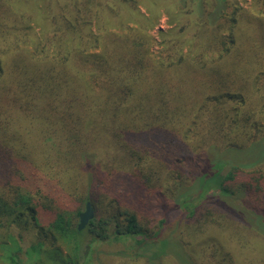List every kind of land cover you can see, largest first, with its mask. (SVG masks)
<instances>
[{
  "label": "trees",
  "instance_id": "trees-1",
  "mask_svg": "<svg viewBox=\"0 0 264 264\" xmlns=\"http://www.w3.org/2000/svg\"><path fill=\"white\" fill-rule=\"evenodd\" d=\"M42 1L39 34L0 14V263L85 264L86 231L151 239L162 264H183L171 243L185 264H229L224 250L264 264V9L178 0L179 24L154 41L126 23L146 30L127 16L139 0ZM195 192L183 230L156 238L140 214ZM86 201L96 214L79 230Z\"/></svg>",
  "mask_w": 264,
  "mask_h": 264
},
{
  "label": "rangeland",
  "instance_id": "rangeland-1",
  "mask_svg": "<svg viewBox=\"0 0 264 264\" xmlns=\"http://www.w3.org/2000/svg\"><path fill=\"white\" fill-rule=\"evenodd\" d=\"M235 2V7L238 6L240 9L245 10L249 15L251 16H259L261 14V11L264 9V0H232ZM34 7L32 8L30 5V0H0V14L3 16L4 10H6L8 13H10V16L16 17L17 20L20 23V16H23V20L26 22H29V26L32 28L33 32L39 34L41 32V28L39 24L35 21V17L37 13H41L42 6L44 1L42 0H34ZM180 3L178 0H139L137 4V15L134 13H131L130 16L136 21L144 22L145 18L148 21V26L146 30L140 29L136 26V24H132L131 21H127L126 23L129 24V26L134 27L135 29H139V32L142 33H149L153 38L154 41L158 40V31L160 29L162 30H168L169 28H172L173 26H177L179 24L178 19L175 17V9L178 10V7ZM231 6V5H230ZM170 7V8H169ZM166 9H169L168 11ZM33 10L35 12H33ZM176 10V12H177ZM32 14L33 20L29 21L28 15ZM192 20L194 15L191 16ZM190 20V21H192ZM190 24V22H188ZM192 23V22H191ZM115 31H124L116 29ZM5 32V31H4ZM3 32V29L0 27V41H4L5 33ZM226 33V32H224ZM257 41H262V36L258 35ZM154 50L156 49V46L153 45L152 47ZM259 119V118H258ZM260 123H263V120L259 119ZM260 125V124H259ZM44 178V179H43ZM43 178L36 181V184L41 186L44 184L48 178L43 175ZM98 191L96 192V194ZM206 195L212 196L215 194L214 190H208V192L205 193ZM162 195V194H161ZM204 196V195H203ZM200 195V193L195 192L192 196L188 197L185 202L182 203L181 207L177 206H171L169 209H163V206L169 205L168 202H164L165 200H161L162 203L158 207H154L152 209L153 213L146 216L144 213L140 214L142 218H147V220H150V217L153 218L155 222V226L157 228V232L155 234V237L157 238L158 234L164 236V227L173 228L176 226L175 232H180L183 230V225L180 223V219H186L188 217L187 222L189 221V210L196 206L201 198L203 197ZM162 197H164L162 195ZM171 204V203H170ZM84 209V205L82 204L80 206V211ZM94 213L96 214V210H94ZM94 217V216H93ZM76 224L78 223V218L75 221ZM86 228L85 230H87ZM167 231V230H166ZM165 231V232H166ZM211 230L206 231L205 233H201L199 231H191V233L196 237L200 238L197 239V242L199 245L204 243L205 241L209 240V238L212 236ZM157 235V236H156ZM85 242L84 243V257L82 258L85 264H162L160 260L156 259L157 257H153L152 254L150 255V252L146 249L147 247H150L152 250H154V246L151 239H146L144 236L141 235H133V236H117V238H112L107 241H96L92 240L90 236L84 232ZM145 240H151L149 243L146 244ZM66 244H61V248L64 252H70L73 251L70 250V247L73 243V239L71 237L65 239ZM264 243V242H262ZM152 244V245H151ZM170 247H165L167 252L173 253L175 256H177L176 261L177 263L181 262L183 264L184 260L180 257V254L182 250L179 249L178 244L174 246L173 243L169 245ZM195 247V246H193ZM151 250V251H152ZM259 253L264 254V246H260V249L257 250ZM225 254L227 256H230V259L228 260L229 264H237L235 259L232 257L231 253H228L226 250H224ZM143 254L144 256H149L151 259L153 258V261L149 262L148 260L145 262L144 256L139 257ZM180 259V260H178ZM172 260H170L167 263L172 264ZM166 263V262H165ZM1 264V263H0ZM83 264V263H82Z\"/></svg>",
  "mask_w": 264,
  "mask_h": 264
},
{
  "label": "water",
  "instance_id": "water-1",
  "mask_svg": "<svg viewBox=\"0 0 264 264\" xmlns=\"http://www.w3.org/2000/svg\"><path fill=\"white\" fill-rule=\"evenodd\" d=\"M94 211L93 207L90 203V201H86L84 205V209L79 212L78 214V223H77V229L84 228L87 223L93 218Z\"/></svg>",
  "mask_w": 264,
  "mask_h": 264
}]
</instances>
